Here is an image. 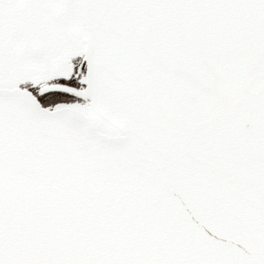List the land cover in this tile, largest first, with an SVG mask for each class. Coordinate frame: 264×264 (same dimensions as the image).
Here are the masks:
<instances>
[{
    "label": "snow or ice",
    "instance_id": "obj_1",
    "mask_svg": "<svg viewBox=\"0 0 264 264\" xmlns=\"http://www.w3.org/2000/svg\"><path fill=\"white\" fill-rule=\"evenodd\" d=\"M0 264H264V0H0Z\"/></svg>",
    "mask_w": 264,
    "mask_h": 264
}]
</instances>
